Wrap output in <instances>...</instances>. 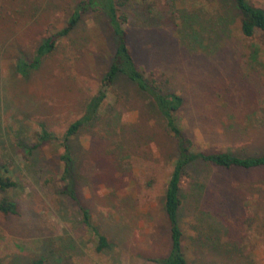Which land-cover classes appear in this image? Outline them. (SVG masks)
I'll return each instance as SVG.
<instances>
[{
	"label": "rangeland",
	"instance_id": "374dc122",
	"mask_svg": "<svg viewBox=\"0 0 264 264\" xmlns=\"http://www.w3.org/2000/svg\"><path fill=\"white\" fill-rule=\"evenodd\" d=\"M84 1L0 0V167L17 184L0 199L18 211L0 212V264H157L170 250L163 199L175 151L130 83L111 87L96 120L71 138L77 201L61 193L59 140L99 89L114 50L106 17L85 13L37 70L26 77L14 70ZM248 1L264 10V0ZM219 7L218 0H132L120 11L131 45L150 52L141 58L145 76L154 70L163 89L184 97L181 123L196 149L264 154V36L243 37L234 14L221 36ZM192 30L197 43L188 41ZM42 127L59 142L29 152L17 146L32 147ZM182 193L189 264H264V168L201 165ZM81 208L106 237L102 251ZM210 235L219 239L215 248Z\"/></svg>",
	"mask_w": 264,
	"mask_h": 264
},
{
	"label": "trees",
	"instance_id": "16d2710c",
	"mask_svg": "<svg viewBox=\"0 0 264 264\" xmlns=\"http://www.w3.org/2000/svg\"><path fill=\"white\" fill-rule=\"evenodd\" d=\"M130 1L132 0H85L83 3H79L72 11L65 27L51 33L39 43L32 59L19 58L16 61L15 72L21 77H26L40 67L43 59L55 50L60 39L66 37L78 25L85 13L89 11L102 13L108 21L114 41V50L110 55V64L100 87L86 103L82 116L68 127L60 140L52 132L42 127L36 135L37 142L32 147H26L22 143L17 144V146L22 149L25 148L29 152L43 144L60 141L59 145L63 150L60 155V160L63 163L60 179L63 184L61 193L69 199L77 201L75 161L70 146L71 138L83 126L96 120L99 109L106 100L108 90L111 87L120 80L130 83L145 97L152 114L158 118L166 136L172 141L175 151L173 170L166 183L163 199V212L169 226L170 250L166 257L156 260V263L189 264L183 251L184 233L180 223V213L184 203L182 193L184 183L192 174V170L201 165H211L228 171L233 169L245 171L262 169L264 168V154L237 156L228 152L207 153L194 147L181 123L186 103L184 97L163 89L156 80L154 70L148 72L149 77L145 76V70L148 66L146 68L141 64V58L150 55V52H144L141 47L134 48L135 45H131L128 31L123 26L127 22V16L120 11V8L126 7ZM218 3L223 12L219 22L223 32L221 36L226 33L227 15L232 14L238 19L239 29L243 37L251 38L257 32L264 36V10L262 8L254 6L248 0H218ZM146 10L149 14L150 8L148 7ZM190 36L193 41L189 39V42H198V36L193 30ZM187 38H189L188 34ZM0 170H3V172L0 171V191L5 192L8 189L16 188V182L4 175L9 173L6 165H2ZM81 211L84 226L96 236V250L102 251L107 248L106 237L100 234L91 222L89 211L85 208H81ZM0 212L4 215H15L18 212L17 205L3 197L0 199ZM214 215L218 216L219 213ZM202 234L199 232L196 234V243L204 244ZM217 239L218 237L215 238L210 235L207 238V243L215 248L219 243V239ZM33 264H42V262L37 261Z\"/></svg>",
	"mask_w": 264,
	"mask_h": 264
}]
</instances>
